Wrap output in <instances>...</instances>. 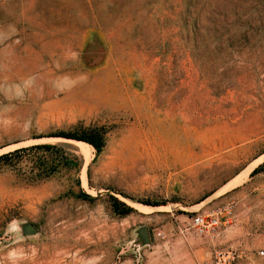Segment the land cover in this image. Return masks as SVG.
<instances>
[{
	"label": "rangeland",
	"instance_id": "1",
	"mask_svg": "<svg viewBox=\"0 0 264 264\" xmlns=\"http://www.w3.org/2000/svg\"><path fill=\"white\" fill-rule=\"evenodd\" d=\"M90 129L100 152L62 137ZM19 149L0 264H264V0H0V157ZM230 201L219 239L185 232Z\"/></svg>",
	"mask_w": 264,
	"mask_h": 264
},
{
	"label": "built area",
	"instance_id": "2",
	"mask_svg": "<svg viewBox=\"0 0 264 264\" xmlns=\"http://www.w3.org/2000/svg\"><path fill=\"white\" fill-rule=\"evenodd\" d=\"M236 210L237 204L234 201L216 208L206 209L189 217L184 230L215 241L221 237L222 228L231 223ZM157 236L164 237V233L158 232ZM243 255V250L235 248L219 249L215 251L213 264H237L243 258Z\"/></svg>",
	"mask_w": 264,
	"mask_h": 264
},
{
	"label": "trees",
	"instance_id": "3",
	"mask_svg": "<svg viewBox=\"0 0 264 264\" xmlns=\"http://www.w3.org/2000/svg\"><path fill=\"white\" fill-rule=\"evenodd\" d=\"M105 135H106V132L104 130L90 129L89 131H85L81 133L75 132V133H70V134H63L62 137L69 139V140L79 141L81 143L82 142L87 143L93 146L95 149H97L98 152H100L101 149L104 147ZM51 147L52 146H49V145H38V146H35L34 149H38V150L50 149ZM25 151L26 149H19L13 153L2 155L0 157V161L7 160L11 158L12 156H16L19 153L25 152ZM263 167H264V164L261 167L255 169L254 172L252 173V176L262 171ZM111 202H112V207H113L114 212L118 215H121V216L129 215L133 211V208L127 206L125 203L119 201L117 198L113 196L111 197Z\"/></svg>",
	"mask_w": 264,
	"mask_h": 264
},
{
	"label": "water",
	"instance_id": "4",
	"mask_svg": "<svg viewBox=\"0 0 264 264\" xmlns=\"http://www.w3.org/2000/svg\"><path fill=\"white\" fill-rule=\"evenodd\" d=\"M144 231H145V230H144ZM144 231H141V232L143 233ZM146 236H147V232H146Z\"/></svg>",
	"mask_w": 264,
	"mask_h": 264
},
{
	"label": "bare ground",
	"instance_id": "5",
	"mask_svg": "<svg viewBox=\"0 0 264 264\" xmlns=\"http://www.w3.org/2000/svg\"><path fill=\"white\" fill-rule=\"evenodd\" d=\"M263 158V157H262Z\"/></svg>",
	"mask_w": 264,
	"mask_h": 264
}]
</instances>
